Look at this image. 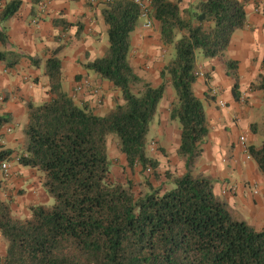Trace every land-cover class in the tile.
<instances>
[{
  "label": "trees",
  "instance_id": "16d2710c",
  "mask_svg": "<svg viewBox=\"0 0 264 264\" xmlns=\"http://www.w3.org/2000/svg\"><path fill=\"white\" fill-rule=\"evenodd\" d=\"M149 1V19L158 24L161 43L172 49L160 85L142 80L129 63L130 36L142 19L131 0L104 1L107 50L84 65L118 91L120 102L105 115L76 104L63 92L62 47L44 61L49 98L39 106L26 103L24 150L11 158L0 147V167L17 158L21 167L41 172V186L53 202L30 207L29 218L22 219L0 199V238L6 245L0 264H264V227L257 231L249 226L215 194L214 180L196 171L211 131L205 106L193 93L197 55L226 64L234 80L233 95L241 101L236 63L226 60L225 53L233 34L247 24V0H205L183 11L178 1ZM20 6L17 0L5 3L0 24ZM0 44H7L1 30ZM22 58L33 66L41 62L0 53L7 68ZM167 86L175 96L169 118L180 128L176 156L183 172L164 170L161 175L156 153L163 151L154 141L148 144L147 135ZM250 90L264 92L262 75ZM9 122L0 115V130ZM251 128L260 131L262 140L245 154L264 183V112L261 123ZM109 137L116 141L122 168L149 172L158 186L146 176L136 184L110 179ZM227 190L222 195L231 194Z\"/></svg>",
  "mask_w": 264,
  "mask_h": 264
},
{
  "label": "crops",
  "instance_id": "0c3cea01",
  "mask_svg": "<svg viewBox=\"0 0 264 264\" xmlns=\"http://www.w3.org/2000/svg\"><path fill=\"white\" fill-rule=\"evenodd\" d=\"M10 1L15 0H1L0 8ZM17 1L21 2L17 13L0 24V30L7 38L5 46L0 44V53L37 57L41 62L33 66L28 59L22 58L17 65L7 68L0 61V115L10 118V122L0 130V147L10 151L11 158L19 157L24 150L26 103L39 106L49 98L43 64L58 47H62L58 58L62 65L63 92L73 96L77 83L88 79L102 93V105H96L93 96L87 92L75 95L76 104L103 116L120 102L118 91L108 81L84 68L86 63L103 56L107 50V27L101 16L104 0L96 3H90V0ZM171 1H178L183 11L195 9L205 0ZM263 10L264 0H247V24L233 34L225 53L226 60L236 63L241 101L235 99L234 80L227 73L226 64L218 58L204 59L200 53L197 55L198 78L193 85V93L205 106L211 128L203 147L200 171L215 181L216 195L223 197L233 209L243 213L248 210L252 216L263 211L258 192L252 191L249 199L245 190L251 183L250 172L256 171L245 149L249 146L260 147L262 140L260 131L255 132L251 125L262 121L264 92L251 91L250 85L255 83L259 75L264 77ZM151 22V27L147 29L144 19L138 21L130 36L128 59L137 75L156 87L161 83L159 75L170 59L172 49L161 43L158 24ZM174 100V92L167 86L149 127V141H154L156 147L163 151V154L156 153L161 169L175 171L176 166L177 174H181L183 163L176 156L180 128L177 121L169 118V108ZM7 127L11 129L8 133L5 132ZM240 137L245 138L244 145L239 143ZM243 173L249 178L243 186L231 182V177H241ZM41 181V172L21 167L13 159L8 176L3 177L0 173V199L10 204L14 216L29 218L30 207L49 205V198L40 190ZM226 189H231V194L222 195ZM5 249L6 245L0 238V263Z\"/></svg>",
  "mask_w": 264,
  "mask_h": 264
},
{
  "label": "rangeland",
  "instance_id": "374dc122",
  "mask_svg": "<svg viewBox=\"0 0 264 264\" xmlns=\"http://www.w3.org/2000/svg\"><path fill=\"white\" fill-rule=\"evenodd\" d=\"M149 138H150V134L148 132L147 135V142L149 144ZM247 144H250V141L246 140ZM107 147H108V155L110 157V160L112 162L111 165V174H110V179H112L113 181H121L122 183L125 182H132L133 184L139 183L140 180L145 179V176L147 177L148 181L150 180V182L153 183V185L156 187L159 184V181H156V178L154 176L149 175V172H145L142 173L141 169H137L136 172L131 173L129 170H124L122 168V160H121V155L118 152V148L116 146V141L114 138L109 137L107 140ZM152 152V151H151ZM120 155V156H119ZM120 157V158H119ZM251 165H253L255 167L256 171H252L250 172V177H251V183L249 186L245 187V190L248 194V198L250 199V197L252 196V191H257L258 192V199L260 200V203H262V208L263 211H258L254 216L251 215L250 211L246 210L245 213L240 212V214L243 216V218L245 219L244 221L251 227H253L255 230L259 231L264 227V183H263V179L260 176L257 167L254 163H252ZM176 168V170L174 171V173H177V168L176 166H174ZM165 168V167H164ZM162 170V171H161ZM159 169L160 174L162 175L164 172L163 169ZM200 171V166H198V168L196 169V171ZM256 177L255 179H252ZM248 177L246 175H243L241 177H239V175H235L233 177H231V182H236L237 184L243 186V183L248 181ZM215 182V181H214ZM254 185H256V188L254 187ZM256 189V190H255ZM41 191H44L42 187H40ZM44 193H46L44 191ZM47 195V194H46ZM49 198V204H52L53 200L47 196Z\"/></svg>",
  "mask_w": 264,
  "mask_h": 264
},
{
  "label": "built area",
  "instance_id": "2783aa9c",
  "mask_svg": "<svg viewBox=\"0 0 264 264\" xmlns=\"http://www.w3.org/2000/svg\"><path fill=\"white\" fill-rule=\"evenodd\" d=\"M97 1L98 0H90V3H96ZM131 1L138 6L141 18L144 19V21H145L144 27L149 29L151 27V25H152V22L149 19V5H150V1L149 0H131ZM83 92H87L91 96H93V98L95 99V102H97V104L101 103L102 93H101L100 88L98 86H94L93 84H91L90 80H88V79H82V80H80L77 83V85L73 89L72 98H74L76 94L83 93ZM220 106L223 107V105H220ZM10 131H11V129L9 127L5 128V132L6 133H8ZM239 140L242 143L245 142V138L244 137H240ZM0 143H1V137H0ZM151 146L154 147L153 144ZM152 147H151V151H153ZM17 160L18 159L16 158L15 161L17 162ZM10 168H11V162L2 163V165L0 167L1 176H3V177L8 176Z\"/></svg>",
  "mask_w": 264,
  "mask_h": 264
}]
</instances>
